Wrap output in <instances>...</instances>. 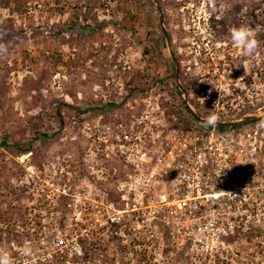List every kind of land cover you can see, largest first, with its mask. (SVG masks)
I'll list each match as a JSON object with an SVG mask.
<instances>
[{"label":"rangeland","instance_id":"obj_1","mask_svg":"<svg viewBox=\"0 0 264 264\" xmlns=\"http://www.w3.org/2000/svg\"><path fill=\"white\" fill-rule=\"evenodd\" d=\"M241 25L252 58L231 42ZM0 46V247L15 264L26 244L28 264H264V0H0ZM211 134L256 187L219 209L227 234L147 222L135 236L130 214L97 217L126 209L131 155L166 178L170 151Z\"/></svg>","mask_w":264,"mask_h":264},{"label":"built area","instance_id":"obj_2","mask_svg":"<svg viewBox=\"0 0 264 264\" xmlns=\"http://www.w3.org/2000/svg\"><path fill=\"white\" fill-rule=\"evenodd\" d=\"M197 141H202L201 146L195 143L194 148L188 149V145H184L188 151L180 155L174 150L169 152L171 164H168L166 178L163 167L156 165L150 169L144 165L146 154L140 158L131 155L129 163L132 169L118 186L126 209L119 210L114 203L100 202L97 217H102V210L111 209L113 213L108 211V220L118 227L124 224L123 214L128 213L134 222L130 229L135 236L147 222L166 225L182 237L191 235L188 224H197L199 229H203L202 223L210 228L212 236L227 234L229 227L219 217L223 216L220 210L232 206L243 208L248 203L252 205L256 187L252 184V175L240 169L242 165L235 162L226 138H215L211 134ZM161 164L159 162V166ZM87 211L83 203L74 215L83 223V235L88 236L91 229L85 222ZM96 222L100 219L97 218ZM205 244L203 250L209 252L210 242Z\"/></svg>","mask_w":264,"mask_h":264},{"label":"clouds","instance_id":"obj_3","mask_svg":"<svg viewBox=\"0 0 264 264\" xmlns=\"http://www.w3.org/2000/svg\"><path fill=\"white\" fill-rule=\"evenodd\" d=\"M230 38L232 44L240 50L242 56L252 58L257 54V50L260 47V41L256 39V33L250 27L241 25L239 27L231 28ZM243 66L246 70L248 65L247 63H244ZM219 121L220 116L215 112H212L204 121H202L201 126L204 128H215ZM258 126L264 127V120L260 121ZM21 255L25 258V264H28V261H30L33 256L31 245L26 244L21 249ZM0 264H15L13 257L7 249L3 247H0Z\"/></svg>","mask_w":264,"mask_h":264},{"label":"trees","instance_id":"obj_4","mask_svg":"<svg viewBox=\"0 0 264 264\" xmlns=\"http://www.w3.org/2000/svg\"><path fill=\"white\" fill-rule=\"evenodd\" d=\"M220 129H225V127L223 125L219 126Z\"/></svg>","mask_w":264,"mask_h":264}]
</instances>
